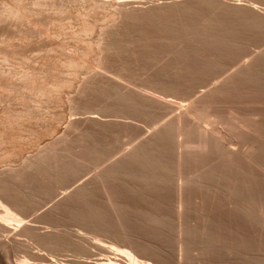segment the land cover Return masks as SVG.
Listing matches in <instances>:
<instances>
[{
  "label": "bare ground",
  "instance_id": "6f19581e",
  "mask_svg": "<svg viewBox=\"0 0 264 264\" xmlns=\"http://www.w3.org/2000/svg\"><path fill=\"white\" fill-rule=\"evenodd\" d=\"M129 2L8 0L0 7V25L22 28L10 36L0 34L9 46L13 37L19 45L15 51L0 50V165L16 156L22 159L18 166L0 169V236L11 240L23 235L51 250L89 252L87 237L73 233L72 238L60 228L73 220L93 240L112 236L130 247L105 246L98 238L95 243L114 255H74L67 264H264V49L194 98L187 95L195 79L125 76L109 69V52L134 16ZM200 30L172 37L173 44H210L222 50V59L233 54L230 46L221 45L229 39L226 35ZM40 36L47 39L44 61L52 62L51 70L33 69V60L22 54L36 50ZM220 65L224 62L215 66ZM83 70L85 78L74 95L66 96L68 115L100 112L76 100L86 86L97 84L107 91L105 103L112 104L102 110L117 112L115 117L138 131L115 138L136 142L113 158L116 142L88 128H73L76 118L61 116L66 123L61 137L25 154L23 149L39 146L51 131V100L67 88V76ZM85 162L106 165L39 214L56 228L39 232L27 218L36 206L70 188ZM127 191L130 200L122 195ZM170 225L178 255L168 252ZM5 254L0 264H40ZM38 259L63 264L53 255Z\"/></svg>",
  "mask_w": 264,
  "mask_h": 264
},
{
  "label": "rangeland",
  "instance_id": "374dc122",
  "mask_svg": "<svg viewBox=\"0 0 264 264\" xmlns=\"http://www.w3.org/2000/svg\"><path fill=\"white\" fill-rule=\"evenodd\" d=\"M129 1L132 3L131 5ZM6 2H8V0H0V7ZM127 2H129L128 7L130 6L131 9L134 7L133 10L130 9L133 11L132 14H134V16L125 24L127 26L126 29V26L121 28V30L124 31L118 36V43L113 46L114 49L109 52L110 58L112 59L110 60L109 69L114 72L120 71L125 76H132L138 80L142 79L143 81H155L160 76L176 80L189 79L190 82L192 80V83H194L195 79V88L187 95V97L194 98L202 91L213 86L216 82H219L230 72L235 70L236 67L256 54V52L264 49V0H127ZM2 25H0V34L3 31L9 36L22 29L17 24L7 27L9 26L7 22ZM207 28L210 29L211 32L219 30L218 32L222 35H226L229 39L226 43H221V45L223 47L230 46L231 51L234 50L232 52L230 51L233 54L230 53L231 55H229L228 52L225 55L228 57L224 56L222 59L220 56L222 50L215 49L210 44L195 43L193 41L181 42V45L176 46L174 45L176 42L171 39L174 36L182 35V32L190 33L191 31L193 32V30L195 32L200 29V31H205L204 29L209 31ZM211 29L214 30L212 31ZM96 35L97 31L92 34V36ZM44 38L45 37L42 36L36 38L37 43H35V40L34 44L35 46H39L36 50H31V48L23 50L22 54H24V56H29L33 60L31 62L33 69L49 67L51 70L52 68L51 61H44L46 55V45H44V43L47 42V39ZM58 39H64V36H60ZM10 40L12 41V46H9L0 39V50H8L7 48H9L8 51H15L19 48L18 44L14 45L17 42L14 37L10 38ZM177 47L179 48L177 49ZM173 48L178 51H174ZM217 62H224V65L216 67L215 65ZM53 72L57 73L58 70L53 69ZM109 75H112V73H109ZM193 76L195 77L193 78ZM67 77L69 80L67 88L64 87L60 92V96L51 100V110L55 113V117L50 118L51 131L44 135L39 146H31L23 149L24 153L33 155L40 147L42 149L48 141L61 137L62 127H64L66 123H63L64 119H60V117L63 116L64 118V116H67V119L76 118L73 128H88L92 132L104 136L108 139V142H112L113 144L116 142L114 148H116L115 150L118 152L113 158L118 157L136 141L132 140L130 137L116 139L115 136L117 134L123 136L127 134L134 135L138 133V131L134 129V127L125 126L121 122L122 119H120V117H115L114 114H117V112L109 113L102 110L112 104L105 103L107 91L96 86L97 84L94 86H86V90L83 94L88 92L90 95L85 98L82 94L81 96H77L76 100L82 104H87L89 110H99L101 113L78 114L76 116L68 115L66 111V96L74 95L76 85L81 79L85 78L84 70L81 73L79 71L78 74L76 72L69 74ZM97 79L100 80V77ZM17 83L16 81L15 84ZM92 97H95L94 100ZM44 109V106H42L41 110ZM80 111H82V109L76 110V112ZM89 116H96V120H88L87 117ZM166 118L167 117L163 120ZM132 123L136 122L132 121ZM139 123L140 122H137V124ZM74 134L75 133L72 135ZM77 145L78 142H74V146ZM21 161V157L16 156L9 164H1L0 169H5L10 165L18 166ZM87 163L88 162H85L86 165L82 163L79 166L81 172L70 188L59 190L57 194H60L57 195V197L55 195L51 201L47 202V200L46 203L36 206L31 216L29 215L30 217L27 218L30 220L29 224L37 227L41 233L51 232V230L56 229L51 227V222L40 219L37 216L51 206L57 199L61 198L63 193L71 191L76 185L78 186L87 180V178H90V176H94V173L106 165L104 162V164L102 162H96V164L90 163L91 165L89 163V165H87ZM96 165H98V167ZM91 166H93V168ZM122 195L124 198L127 197L128 200L132 197V193L129 191L124 192ZM63 224L64 225L60 226V228L65 230V233L72 234V238L75 235H77L75 236L77 238L82 237L85 239L89 237L88 240L86 238L84 242L85 246L90 248L89 252H77L70 248L61 251L51 250L27 236L18 235L17 237L13 236L16 239L13 238L14 241L13 239L10 240L0 236V242H2L0 243V246L2 245L0 249L4 248L0 250V255H4L5 253L3 252L8 250L5 255L10 254L13 259H29L40 264L43 262L38 258L45 256L51 257V255H53L55 259L61 260L63 264H67L65 263L66 259L68 260L74 255H91L93 259L99 258L101 255H114L108 247H103L95 243V240H98V238H101L103 241L101 243L105 246H109L113 242L119 247H130L123 239L116 238L113 240L114 237L112 236L102 235L93 240L92 237L94 235L88 233L87 229L76 221L66 220ZM172 226L174 227V225L169 226L171 231L168 230V233H170V238L168 239L169 236L167 237L168 252L169 255H178V251L174 248L175 244H173L175 243V241L173 242V240H175L173 236L175 235V227L173 229ZM68 231L72 232L68 233ZM14 233L13 231L10 235ZM3 241H5V245H3ZM154 241L157 242V239H154Z\"/></svg>",
  "mask_w": 264,
  "mask_h": 264
}]
</instances>
